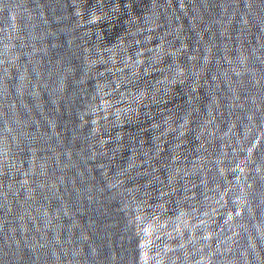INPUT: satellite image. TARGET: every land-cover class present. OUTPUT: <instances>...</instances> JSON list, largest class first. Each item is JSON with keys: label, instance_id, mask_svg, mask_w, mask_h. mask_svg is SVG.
Masks as SVG:
<instances>
[{"label": "water", "instance_id": "water-1", "mask_svg": "<svg viewBox=\"0 0 264 264\" xmlns=\"http://www.w3.org/2000/svg\"><path fill=\"white\" fill-rule=\"evenodd\" d=\"M0 264H264V0H0Z\"/></svg>", "mask_w": 264, "mask_h": 264}]
</instances>
